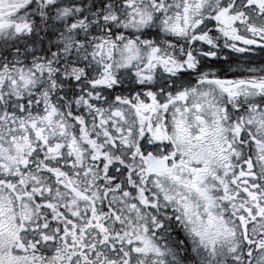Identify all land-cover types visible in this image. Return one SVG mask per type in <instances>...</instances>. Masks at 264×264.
<instances>
[{
	"label": "snow or ice",
	"instance_id": "1",
	"mask_svg": "<svg viewBox=\"0 0 264 264\" xmlns=\"http://www.w3.org/2000/svg\"><path fill=\"white\" fill-rule=\"evenodd\" d=\"M0 264H264V0H0Z\"/></svg>",
	"mask_w": 264,
	"mask_h": 264
}]
</instances>
